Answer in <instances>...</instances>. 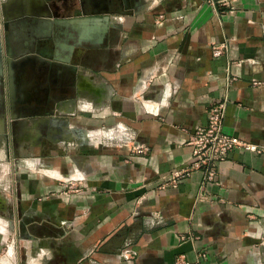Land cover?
I'll return each mask as SVG.
<instances>
[{"label": "crops", "instance_id": "1", "mask_svg": "<svg viewBox=\"0 0 264 264\" xmlns=\"http://www.w3.org/2000/svg\"><path fill=\"white\" fill-rule=\"evenodd\" d=\"M51 1L92 41L57 67L74 76L71 103L89 112L75 122L95 129L75 131L127 143L80 141L41 168L61 181L28 180L24 201L41 198L49 232L31 241L25 264H264V0H121L116 14L95 17L82 16L80 0H7L6 17L49 13ZM66 93L53 109L73 110ZM217 103L223 130L255 150L233 149L213 181L193 170L168 184Z\"/></svg>", "mask_w": 264, "mask_h": 264}, {"label": "rangeland", "instance_id": "2", "mask_svg": "<svg viewBox=\"0 0 264 264\" xmlns=\"http://www.w3.org/2000/svg\"><path fill=\"white\" fill-rule=\"evenodd\" d=\"M6 1L1 0L0 7V194L10 201L12 214L8 216L6 212L0 210V264H25L26 254H31V241L37 240L49 232L43 227L46 224V219L39 218L42 214L38 210L41 198H36V202L32 206L31 204L27 205L24 201L28 180L32 176H37L41 179L43 177L61 181L62 176L55 175L56 173L52 171L48 173L45 170L46 172H43L41 168L46 167L48 162L56 163L58 156H62L64 152L69 151L68 148L75 147L76 143H80V141L86 142V144H96L97 147L114 143L126 144L127 142L126 138L111 139L106 137L100 133L102 129L92 131L82 139L79 138L75 129L79 132L95 129H85L82 124L75 122V117L78 114L86 115L89 112L83 111L77 104L75 106V103H71L73 90H70V87L74 84L72 72L68 70L65 75H59L60 72L57 69L58 65L65 63L62 60L67 55H69V63L66 64H71L75 60V50L72 53L66 51V55L62 53L63 50H59V54H56V42L63 37L55 31L54 34L49 33L47 37L39 38L37 40L38 47L34 41L31 42L27 34H19L18 31L11 32L10 26L13 24L12 26L16 30L17 26L15 27V25L19 22L29 24L26 26L30 29V23L36 17L34 14H29L28 17L22 14L23 17L19 22L14 21L13 18L8 20L4 8ZM52 14L49 11L48 21L52 20ZM103 15L90 13L82 16ZM5 20L9 22L8 29L4 28ZM38 21L36 22L38 23ZM4 35H8L11 47L13 44H18L21 47L18 52L23 53L22 55L16 52L12 53L10 65L14 76L16 77L25 59H30L33 66L32 71L38 79L27 100L20 101V93L17 92L18 99L12 107V114L8 95ZM66 43L73 44V41L68 38ZM89 43L85 42L86 48ZM63 87H66L67 93L60 89ZM44 89H46L45 93L42 92ZM65 93L70 100L66 102V105H73V110L66 112L63 105L61 108H51L50 99L53 98L56 105L62 104L65 101L60 100L59 97L62 98ZM73 189V182L68 181L65 190L72 191ZM30 208L34 210L32 217L26 214V210H30ZM48 209L55 211L56 207L51 205L46 211Z\"/></svg>", "mask_w": 264, "mask_h": 264}, {"label": "water", "instance_id": "3", "mask_svg": "<svg viewBox=\"0 0 264 264\" xmlns=\"http://www.w3.org/2000/svg\"><path fill=\"white\" fill-rule=\"evenodd\" d=\"M121 0H92V5L95 9V11L91 12L93 15L95 14H116L121 6ZM23 13L19 12L17 15L13 17L14 21L19 22L21 21L20 18L23 17ZM25 16V15H24ZM52 20L48 21L47 17H49L48 13L46 14L41 13V14H36L35 19L32 20L30 23V29L26 26L29 24H22L19 22V24L15 25L17 28L15 30L14 26L11 27V32L15 33L16 31L19 32V34H27L31 42L36 44L37 46V40L39 38L47 37L49 33L54 34L55 32H58L59 34L62 35L63 39L60 41L56 42V54H59V50L62 51L65 49L68 53H72L73 49L76 47L81 49L82 51L85 48V42H90L92 43L91 39L87 37L86 35L83 36L81 34V31L79 30V26H74V21L77 18H69L66 17L65 15H59V14H52ZM39 20V21H38ZM38 21V23L36 22ZM15 22V23H16ZM9 22L7 20L4 21V28L8 29ZM99 36L96 39L97 42H101L102 39L104 38L107 28L102 30V28H98ZM71 39L73 41V44H69L67 47L65 45L67 39ZM17 39V38H15ZM4 42L6 46V54H7V75H8V90L9 94L12 96V100H15L17 98V92L20 93V96L22 97L23 93L21 91V87L25 85H29V87L33 88L37 84V77L31 71L30 74H26V68H25V62L20 67L19 72L17 73L16 77L14 76V71L10 65L12 61V53H18V54H23L18 52V50L21 48L20 46L13 44L12 47L9 44V38L8 35H4ZM38 47V46H37ZM65 47V48H64ZM78 51L74 53L76 55ZM69 55H67L62 61L65 63H69ZM18 80V84L16 85V81ZM15 84V85H14ZM19 85V87H17ZM61 88V90L64 91ZM66 90V89H65Z\"/></svg>", "mask_w": 264, "mask_h": 264}, {"label": "built area", "instance_id": "4", "mask_svg": "<svg viewBox=\"0 0 264 264\" xmlns=\"http://www.w3.org/2000/svg\"><path fill=\"white\" fill-rule=\"evenodd\" d=\"M219 47L213 49L214 56L220 55ZM224 103L212 105L207 112V121L199 125L190 133L187 143L191 146V158L183 168L172 169L165 175L168 184L176 186L187 178L191 171L199 170L203 182L213 181L216 177L217 167L224 161L229 152L236 147L253 151V145L242 142L238 137L223 130ZM173 264H188L182 257H178Z\"/></svg>", "mask_w": 264, "mask_h": 264}, {"label": "flooded vegetation", "instance_id": "5", "mask_svg": "<svg viewBox=\"0 0 264 264\" xmlns=\"http://www.w3.org/2000/svg\"><path fill=\"white\" fill-rule=\"evenodd\" d=\"M80 1L82 3V6H83V8H82L83 9V12L81 11L82 15H84V14H90L91 12L95 11V9H94V7L92 5V0H80ZM54 4H55V2H53V1H51V3H49V4L47 3L46 4V9L48 11H51L52 13L59 14V15H65L66 16V13H67L68 10L66 8H64L63 6H60V7H57L56 6V8H55L54 6H52ZM27 60H30V59H27ZM30 91H29V94H30ZM8 95H9V101H10V106H11V114H12L13 113L12 107H14V103H15V101L18 98H16L15 100H12V96L10 94H8ZM27 99H28V97H26V98H23L21 96L19 97V100L20 101H25ZM0 110H1V107H0Z\"/></svg>", "mask_w": 264, "mask_h": 264}, {"label": "bare ground", "instance_id": "6", "mask_svg": "<svg viewBox=\"0 0 264 264\" xmlns=\"http://www.w3.org/2000/svg\"><path fill=\"white\" fill-rule=\"evenodd\" d=\"M25 63H26V64H25L26 74H30L31 71H32V63H31L30 60H27ZM15 83H16V85H17V84H18V81H16ZM14 85H15V84H14ZM17 87H19V85H18ZM31 89H32V88L29 87V85L22 86V87H21V91H22V93H23L22 97H23V98L28 97V96H29V91H30ZM16 95H17V94H16ZM52 103H53V102L51 101V104H52ZM51 108H52V107H51ZM107 135H108V133H107ZM55 175H56V174H55ZM0 210L6 212V214H7L8 216H10V215L12 214V209H11L10 201H9L7 198L3 197L1 194H0Z\"/></svg>", "mask_w": 264, "mask_h": 264}]
</instances>
